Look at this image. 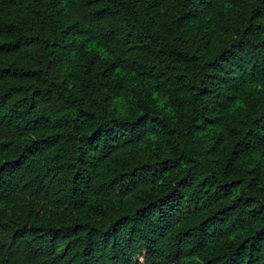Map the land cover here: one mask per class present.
<instances>
[{"label":"trees","instance_id":"obj_1","mask_svg":"<svg viewBox=\"0 0 264 264\" xmlns=\"http://www.w3.org/2000/svg\"><path fill=\"white\" fill-rule=\"evenodd\" d=\"M0 264H264V0H0Z\"/></svg>","mask_w":264,"mask_h":264}]
</instances>
